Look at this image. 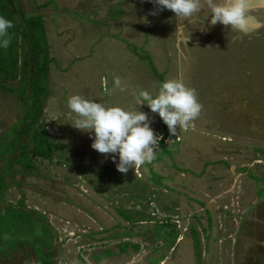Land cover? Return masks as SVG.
Here are the masks:
<instances>
[{
	"label": "rangeland",
	"instance_id": "1",
	"mask_svg": "<svg viewBox=\"0 0 264 264\" xmlns=\"http://www.w3.org/2000/svg\"><path fill=\"white\" fill-rule=\"evenodd\" d=\"M5 5L7 8L0 7V16L12 22L3 36L8 52L10 40L20 42L25 17L43 16L52 62L40 122L53 152L50 161L34 158L37 169L33 171L11 170V155L0 160L1 174L4 166L9 173L4 178V200L0 197V228L5 230L0 264H39L46 254L51 256L50 264H87L95 256L110 260L104 264L150 260L157 250L152 228L158 215L169 220L171 206L180 205L183 199L188 203L187 196L204 199L201 191L210 195L229 192L215 204L207 203L215 220L214 231L207 233L206 249L198 243L191 250L185 240L187 231L185 236L181 231L183 242L170 246L174 249L169 247L167 253L160 247L161 259L193 260L192 252H196L198 260H209V264L215 260L222 264H264V247L254 248L242 240L252 230L264 242V0H250L246 34L219 23L209 26L207 0H201L200 12L187 21L175 18L170 10L152 15L155 5L149 0H5ZM177 23H184L182 32L175 31ZM134 49L139 56H148L162 74V81L180 78L195 89L200 113L186 127H178L174 135L168 132L164 136L166 125L159 116L146 105L137 104L141 91L156 94L158 79L149 61L138 57ZM21 53L19 46L18 67ZM1 85L17 87L19 79L0 72ZM73 94L128 111L138 107L147 113L154 133L161 137L153 159L129 168L127 173L118 172L112 159L90 147V134L72 126L77 116L67 107V100ZM23 111L17 97L0 88L1 142ZM236 135L250 137L260 145L231 143ZM29 139L32 137L26 136L22 142ZM208 144L224 147L208 157H225L228 168L207 169L211 170L209 177L224 175L228 183L223 186L211 188L206 185L209 180L197 179L206 157L202 150ZM32 147L30 143V150ZM16 154L15 150L12 158ZM240 164H252L253 175L260 180L239 177ZM173 165L185 167L191 176L186 174L183 180L173 173ZM149 169L163 176V182L177 194L152 186L147 181ZM20 200L26 211L36 213L31 216L32 223L11 224V212L2 210L5 203L16 205ZM191 203L190 209L200 211L199 204ZM253 215L255 222L246 219ZM124 232L132 235L129 239L133 244H139V250L127 256L119 255V246L109 245L127 240ZM215 236L221 242L216 244ZM238 236L243 237L237 243ZM39 243L40 258L34 251ZM253 249L257 257L250 256Z\"/></svg>",
	"mask_w": 264,
	"mask_h": 264
},
{
	"label": "clouds",
	"instance_id": "2",
	"mask_svg": "<svg viewBox=\"0 0 264 264\" xmlns=\"http://www.w3.org/2000/svg\"><path fill=\"white\" fill-rule=\"evenodd\" d=\"M155 5L151 14L170 10L174 17L190 18L201 10V0H149ZM209 10L208 25H220L246 34L249 31L250 0H207ZM12 22L0 16V37L4 36ZM184 23H177L175 31L182 32ZM187 40L184 41V43ZM7 39L0 40V47H6ZM119 85V80L114 81ZM137 104L146 105L151 113L159 116L170 135L178 127H186L200 113L201 105L195 89L183 80L167 79L158 84L155 95L144 90L137 97ZM67 107L76 114L73 127L90 134V147L108 156L121 174L129 168L150 162L155 154V146L161 137L154 133L147 113L125 110L119 106L105 104L73 94L67 100Z\"/></svg>",
	"mask_w": 264,
	"mask_h": 264
},
{
	"label": "trees",
	"instance_id": "3",
	"mask_svg": "<svg viewBox=\"0 0 264 264\" xmlns=\"http://www.w3.org/2000/svg\"><path fill=\"white\" fill-rule=\"evenodd\" d=\"M3 4V5H1ZM0 7L7 8L5 0H0ZM43 16L39 14H31L25 17V24L20 28V42L10 40L12 46L8 52L5 48L0 47V72L6 73L8 77L18 78L19 85L11 88L1 85L0 88L6 90L18 99V103L24 105V111L20 115L18 122L8 130L0 141V160L4 155H11V170L15 167L19 171H33L37 169L34 158L39 157L41 160L50 161L53 149L47 140L44 125L40 122L43 116V104L48 95L47 82L49 64L52 58L49 56ZM3 40V36L0 37ZM21 47L20 56L21 66L18 67L17 59L19 57L18 48ZM136 49L133 50L135 52ZM145 57L151 65V70L158 79V84L162 82V74H159L154 68L151 60L147 55ZM168 130L165 127V135ZM7 136V137H6ZM32 137V139L22 142L24 137ZM32 143V150L29 145ZM162 142H160V146ZM17 151L15 158L12 155ZM3 175L0 172V197L4 200L7 185L4 180L9 175L6 166L2 168ZM151 176L149 182L153 185L165 186L162 184L163 178L155 175L150 171ZM11 176L13 175L11 171ZM0 199V200H2ZM4 213L11 212V224H20L22 222L32 223L31 216L36 215L35 212L26 211L24 204L20 200L16 205L5 203L3 205ZM19 222V223H18ZM2 225H0L1 227ZM4 226V225H3ZM18 231V230H17ZM5 230L0 228V242L2 234ZM46 245V244H45ZM47 246V245H46ZM133 246L135 250L138 246L132 245L131 242L123 244V249ZM15 244H11L14 248ZM35 254L40 258L42 254L41 244L34 248ZM51 256L43 255L39 260V264H50Z\"/></svg>",
	"mask_w": 264,
	"mask_h": 264
},
{
	"label": "crops",
	"instance_id": "4",
	"mask_svg": "<svg viewBox=\"0 0 264 264\" xmlns=\"http://www.w3.org/2000/svg\"><path fill=\"white\" fill-rule=\"evenodd\" d=\"M234 137V136H233ZM188 138H192V137H186V138H184V139H188ZM235 139H233L232 141H231V143H236V144H243V143H247V144H252V145H258L259 143L257 142V141H255V140H253V139H251L250 137H248V138H246V137H243V136H241V135H236V137H234ZM225 138H222V140H224ZM227 141H229L230 139H226ZM186 144H187V142H186ZM260 145V144H259ZM262 145H264V144H262ZM184 146V145H183ZM186 146V145H185ZM184 146V147H185ZM215 146V145H214ZM214 146L212 145V144H208L207 145V148H205V150H202L203 152H205V154H206V157H205V160H203V165H202V171L201 172H199L198 174H199V177H197V179L198 178H200V177H203L202 179H205V180H209V182L208 183H206V185H210L211 186V188H213L214 186H215V184H217L218 185V187L219 186H223V184L224 183H228V181H227V179L224 177V175H222V174H220L219 176L218 175H216L215 177H209V174H210V172H211V170H208L207 171V169L208 168H211V167H213V168H215V169H217V170H222V169H226V168H228V163H227V160H226V158L225 157H216V158H214L215 160H213V158L212 159H210L209 157H208V154H215V153H217V152H219V149H221V148H224L223 146H220V145H218V146H215V148H214ZM230 146H235V145H230ZM225 147H228V146H225ZM237 147H238V145H237ZM164 152H167V151H164ZM257 161V160H256ZM257 162H259L260 163V166L261 165H263V163H262V161L260 162V161H257ZM252 167H253V165L252 164H240V165H238L237 166V169H238V175H239V177L240 176H245L246 177V179H248V175H249V177H251V179H253V180H256V181H258V180H260L259 178H257L256 176H254L253 175V171L251 170L252 169ZM230 169H232V167L230 166L229 167ZM234 169V168H233ZM173 170H174V174H176V175H181V177H182V179L183 180H186V174L187 175H190L191 176V174H188V171L186 170V168L185 167H183V168H178L176 165H173ZM151 170L149 169V172H150ZM204 171V172H203ZM207 171V172H206ZM203 173V174H202ZM155 175H157V176H159L158 174H156L155 173ZM251 175V176H250ZM159 177H161V178H163L164 179V177L163 176H159ZM209 178V179H208ZM237 178L236 177H234L233 178V180H232V183H233V186H235L236 185V182H237V180H236ZM169 180H170V178H169ZM147 181L149 182V178L147 179ZM262 182H264V180L262 181ZM150 183V182H149ZM214 183V184H213ZM152 184V183H151ZM162 184H164L165 186H158V185H153L152 184V186H155V187H157V188H162L163 190H169V191H173L174 193H176L177 194V192L175 191V190H173V189H171L170 188V186L167 184V183H165V182H163V180H162ZM211 189H207L206 191H208V192H211L210 191ZM200 191V190H199ZM201 193L203 194V196L205 197V198H207V200L204 198H194V197H189V196H187V200H188V203L190 204V205H188V203H186V201H184V199L182 200V203H180V205H177V206H171V208L169 209V212H171V214L173 213L174 215H175V217H177L176 219H177V221H178V226H179V228L181 227V228H187V226H188V223H184V222H187V221H192V218L194 217V216H196L197 217V224H196V222H189V225H190V227H191V230L194 232V234H196L195 236H194V239L197 241V246H198V243H199V246L200 245H203V249H206V245L208 244V242H209V239H208V232H211L210 230H213L214 229V226H213V222H214V220H215V218H213V213H212V211H211V209L210 208H208V204L207 203H209V204H215L216 202H215V200L216 199H218L219 197H222L223 195H227L229 192L228 191H222L221 193H219V194H216V195H210V194H206V193H204V192H202L201 191ZM184 196V195H183ZM230 198H233V197H230ZM199 199H201V200H199ZM258 199V198H257ZM176 200V199H175ZM191 202H193V203H197V204H199V206L201 207V209H200V211H197L196 209H190V206H192V203ZM252 204H254V203H252ZM251 204V205H252ZM183 205V206H182ZM218 208H216V209H214V210H217ZM79 209H77V210H75V212L78 214L79 213ZM204 212H206L207 213V219L206 220H204V217L202 216V214L204 213ZM183 216H186V217H188L189 219H185V220H181V218L183 217ZM183 219V218H182ZM218 223V222H217ZM184 224H186V226L184 227ZM237 225V223L236 224H234V227ZM180 228V229H181ZM146 230H148V229H146ZM214 231V230H213ZM212 231V232H213ZM129 233V232H128ZM128 233H125L126 234V239L127 240H125V241H127V242H131V240L129 239V237H131L132 235H130L129 234V237H128ZM184 233V232H183ZM124 234V233H123ZM124 234V235H125ZM183 236H185V233H184V235ZM205 237H206V241H205ZM240 236H238V238H239ZM214 239V241H215V243L217 244V243H219V242H221L219 239H217L216 238V236L213 238ZM185 240H187V242H189L190 243V247H191V250L194 248V246H193V244L188 240V237H187V235L185 236ZM177 241V240H176ZM208 241V242H207ZM181 242H183V240H179V241H177L175 244L176 245H174V246H178L179 244H181ZM132 243V242H131ZM207 243V244H206ZM262 243V242H261ZM264 243V242H263ZM133 244V243H132ZM134 245H136V246H138V249L136 250V251H138L139 250V244H138V242H135V244ZM174 249V247H172V249L171 250H173ZM125 251H127V250H125ZM193 251H194V249H193ZM195 253V252H194ZM194 253L192 252V259L194 260L195 259V256H194ZM97 257L98 256H95L94 257V259L95 260H102V259H104V258H98L97 259ZM199 258H200V256H199ZM170 258H168V257H165V259L164 260H169ZM152 260V259H151ZM160 260H162L161 258H160ZM175 260V259H174ZM201 260H202V258H201ZM87 264H91V263H89V262H87ZM136 264H143V263H141V261L140 262H137Z\"/></svg>",
	"mask_w": 264,
	"mask_h": 264
},
{
	"label": "flooded vegetation",
	"instance_id": "5",
	"mask_svg": "<svg viewBox=\"0 0 264 264\" xmlns=\"http://www.w3.org/2000/svg\"><path fill=\"white\" fill-rule=\"evenodd\" d=\"M202 216L204 217V220L207 219V213L206 212H204L202 214ZM157 218L160 221L158 220L156 222V224L154 225V227L152 228V233L154 234L153 238L156 239L157 250H155V254L151 258L152 260L151 259L150 260H138V262L141 261V263H143V264H209L208 263L209 260H198L199 255H197L196 252L194 253V256H195L194 260H160V258L162 256V250H159V248L160 247L166 248L167 249L166 253H167L169 250L168 248L170 246L176 245L174 243L183 239L182 235L179 238L181 231H183V232L187 231L188 240L193 244L194 247L197 245V241L194 239V236L196 234H194V232L191 230L189 222H187L188 228H184V230H183L181 227H180L181 229L179 228L178 221L176 219L177 217H175V215L173 213L169 215V218H170L169 220L168 219L161 220V218H166V216L162 215V214H159ZM182 218H183V220L189 219L186 216H183ZM244 218H246V216ZM255 218H256V215L255 216L253 215L252 217H247L246 219H249L250 221L255 222ZM192 221L196 222V224H197V217L194 216L192 218ZM167 222H169V224ZM171 223H173L174 225ZM116 226L118 227L120 225L117 224ZM249 232H250V234L245 238L243 236H242L243 238L240 236L238 238L237 243L239 242V240H241L240 238H242V240H244V242H246L245 239L248 240L251 243V246H253L254 248L257 245H262V247H264V243L263 242L261 243V241L258 239V235L255 233V231L250 230ZM243 235H245V233H243ZM177 236H178V238H177ZM126 242L127 241H122V242L118 241L116 243H109V245H115L116 247L119 246L120 248L117 249L119 255L123 254V255L127 256V254L131 255L132 253L136 252V250L133 248V246L129 247L130 251L128 250V248H125V250H127V251L122 250L123 244ZM132 245H134V244H132ZM251 246L248 247V249L250 251L252 250ZM170 248H172V247H170ZM254 253H255V250L253 249V253H251L250 256L251 257L252 256L257 257ZM109 257L110 256H108L107 258H109ZM262 257H263V255L261 256V258ZM107 261H110V260H92L91 263L104 264ZM112 261H117V260H112ZM119 261L121 264H129V263L132 264V263H134L135 260H119ZM210 264H222V262H220L219 260H215L213 262H210ZM232 264H237V263L233 261Z\"/></svg>",
	"mask_w": 264,
	"mask_h": 264
}]
</instances>
